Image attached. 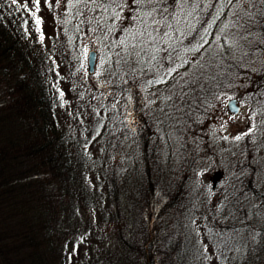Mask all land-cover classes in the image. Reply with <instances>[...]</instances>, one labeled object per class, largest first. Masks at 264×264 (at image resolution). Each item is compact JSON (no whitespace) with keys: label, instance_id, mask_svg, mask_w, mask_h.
Masks as SVG:
<instances>
[{"label":"rangeland","instance_id":"rangeland-1","mask_svg":"<svg viewBox=\"0 0 264 264\" xmlns=\"http://www.w3.org/2000/svg\"><path fill=\"white\" fill-rule=\"evenodd\" d=\"M78 7L79 14L67 0H40L37 10L34 0H17L12 10L20 11L22 39L32 53L31 68L40 76L44 95L54 103V115L62 126L83 137L90 132L97 141H101V132L105 133L107 146L115 149L112 156L117 160L113 167L117 171L118 166L126 167L121 174L130 184L141 181L142 186L135 190L133 207L137 221L142 206L144 216L153 220L159 210L171 207L167 218L178 217L176 225L191 232L199 223L192 217L207 218L206 213L220 202L230 199L234 206L241 198L247 203L246 199L253 198L250 193L264 195V24L250 25L252 34L234 49L230 50L229 42L222 49V59L216 58L199 84L183 89V81L173 84V79L179 80L192 67L189 64L178 69L166 84L148 86L146 81L152 77L146 71H139L133 64L117 63L118 56L110 64L111 59L102 52L103 47L109 46L105 25H114L116 29L120 22L122 27L133 25L131 16L137 5L128 0L118 10V20L112 19L111 14L106 20L101 9L92 4L88 8L83 4ZM244 7L256 10L246 2ZM85 13L90 22H85ZM36 18L42 21L40 32L34 24ZM218 26L210 31L215 34ZM122 35L115 33L112 37L118 41ZM85 49L87 53L95 50L97 55L91 74ZM116 51L121 52L122 48L117 47ZM188 55L191 59L201 55L207 58L204 49ZM9 80L10 76L4 81L0 79V107L5 112L10 111ZM230 98L237 99L239 113L228 111L226 101ZM237 136L241 138L237 140ZM89 143L86 149L100 173L101 146L95 147L92 139ZM132 161L135 173L129 170ZM147 163L149 171L142 181L141 172ZM105 167L109 168L108 163ZM96 172L89 171V177L94 178ZM40 176H36L37 183ZM92 184L101 191L100 176L99 183ZM260 202L264 206V199L256 198L255 206L248 207L254 209ZM109 209H78V219L83 224L79 226L80 232L68 234L69 243L61 242L63 237L59 236L53 246L58 263L65 255L61 245L68 246L71 252L69 264H101L102 257L106 260L113 256L111 248L104 246L115 234L105 233L109 228L101 227V216ZM246 214L243 221L254 238L256 233L259 235L256 244L262 243L264 218L255 221L251 211ZM89 220L93 224L88 225ZM98 233L94 238L99 241L87 244L86 240ZM103 233L105 236L101 237ZM134 235L141 236L140 232ZM132 242L127 248L128 259L138 257L139 253V246Z\"/></svg>","mask_w":264,"mask_h":264},{"label":"trees","instance_id":"trees-1","mask_svg":"<svg viewBox=\"0 0 264 264\" xmlns=\"http://www.w3.org/2000/svg\"><path fill=\"white\" fill-rule=\"evenodd\" d=\"M12 6L10 0H0V79L10 76L12 81L7 92L10 111L0 107V264H69L68 246L61 245L65 255L58 263L54 244L59 236L63 237L61 242L69 243L68 234L80 232L83 224L78 209L95 212L100 206L110 208L101 216V227L109 228L105 233L115 234L104 246L111 248L113 256L106 260L102 257L101 264H264V240L256 244L259 235L254 238L243 221L249 211L255 221L264 218L261 202L254 209L248 207L255 206L256 198L264 199V195L250 193L253 198L246 199L247 203L241 198L234 206L230 199L220 202L206 213L207 218L192 217L199 223L191 232L176 225L178 217L167 218L171 207L163 206L153 220L144 216L142 206L137 221L133 207L141 181L130 184L121 174L126 167L118 166V171L113 167L115 149L107 146L105 133L101 132V141H97L90 132L83 137L62 126L54 115V103L44 95L40 76L31 68L32 53L22 39L20 11L12 10ZM101 13L110 19V13ZM120 23L111 31L112 25H105L109 46L102 52L111 59L110 64L117 57V47L111 45L115 41L112 35L122 34ZM89 139L95 147L101 146L100 173L86 149ZM107 163L109 168L105 167ZM134 163L129 170L135 173ZM147 166H143L142 181L149 171ZM89 171L98 174L90 178ZM38 175L42 176L40 183L36 182ZM99 176L101 191L92 184L99 183ZM87 223L93 224L92 220ZM134 232L141 236L136 237ZM94 236L99 233L86 240L87 244L99 241ZM129 241L139 246L136 258H127ZM204 246L207 253H203Z\"/></svg>","mask_w":264,"mask_h":264},{"label":"snow or ice","instance_id":"snow-or-ice-1","mask_svg":"<svg viewBox=\"0 0 264 264\" xmlns=\"http://www.w3.org/2000/svg\"><path fill=\"white\" fill-rule=\"evenodd\" d=\"M16 2L17 0H11L12 4ZM245 2L256 10L244 7ZM34 3L39 10L40 0H34ZM67 3L77 8L78 14V5L83 4L88 8L92 4L102 12L110 13L112 19L118 20V10L128 0H67ZM131 3L137 5L135 14L131 16L135 23L122 27L120 31L123 35L118 41H113L111 46L122 48L117 53V63L136 65L139 71H146L151 75L152 78L146 81L148 86L166 84L169 79H173V74L178 69L189 64L192 67L181 74L179 80L173 79V84L183 81L180 83L181 89L199 84L206 78L207 70L212 67L216 58L222 59V49L229 42L230 50L234 49L241 40L252 34L250 25L264 24V0H131ZM85 22H90L87 13ZM41 23L39 18L35 19L37 32H40ZM217 24L219 26L213 34L210 29ZM112 27L114 25L109 27V31ZM209 37H212L211 42ZM40 38L43 40L42 34ZM201 49L205 50L207 58L204 55L196 59L189 58V53L194 54ZM85 57L89 58L86 49ZM60 95L63 96V93ZM240 138L236 137L237 140ZM203 253H207L206 246L203 247Z\"/></svg>","mask_w":264,"mask_h":264},{"label":"water","instance_id":"water-1","mask_svg":"<svg viewBox=\"0 0 264 264\" xmlns=\"http://www.w3.org/2000/svg\"><path fill=\"white\" fill-rule=\"evenodd\" d=\"M93 52H95V54H96L95 50L88 51V57L89 58H87L88 73H90V74L94 72V67H95V63H96L95 54ZM91 53H93L92 54V57H93L92 59L90 58L91 57ZM226 106H227L228 111L231 114H237L240 111V106L237 103V100L235 98L228 99L226 101Z\"/></svg>","mask_w":264,"mask_h":264}]
</instances>
